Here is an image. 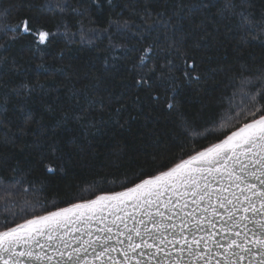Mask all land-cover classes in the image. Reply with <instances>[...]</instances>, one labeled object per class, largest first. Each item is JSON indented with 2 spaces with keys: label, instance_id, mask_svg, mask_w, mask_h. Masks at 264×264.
Returning a JSON list of instances; mask_svg holds the SVG:
<instances>
[{
  "label": "snow or ice",
  "instance_id": "obj_1",
  "mask_svg": "<svg viewBox=\"0 0 264 264\" xmlns=\"http://www.w3.org/2000/svg\"><path fill=\"white\" fill-rule=\"evenodd\" d=\"M90 2L101 7V0ZM106 2L115 7L113 0ZM160 4L155 17L145 4L139 25L135 20L110 19L102 31L139 28L141 41L144 33H158L137 49L138 64L133 68L147 71L137 73L134 85L137 91L147 90L157 111L178 122L170 146L145 162L134 160L112 179L100 174L60 202L41 199L37 181L20 176L19 161L14 166L5 161L3 170L13 175L0 180V264H264V60L259 67L241 66L229 76L218 109L200 123L186 117L179 99L184 84L201 82L202 54L214 44L219 26L235 29L241 44L264 46V15L255 18L253 0L197 4L177 0L174 5L160 0ZM49 10L78 16L87 12L69 0L49 5ZM198 16L202 18L197 20ZM78 25L77 32L64 35L93 45L101 30L83 21ZM22 35H31L39 51L57 32L39 18H23L15 24L0 21V40L7 41L0 43V49L7 51ZM109 40L112 52L124 47L112 44L111 35ZM154 58L163 62L157 65ZM10 63L12 72L20 71L15 59ZM8 64L9 57L0 53V65ZM157 68L154 79L151 73ZM34 87L23 83L9 89L0 73V90L6 93L0 100V129L11 123L7 115L11 97L29 96ZM87 87L71 91V99H77L80 91L87 96ZM194 91L199 93V87ZM119 102L128 108L123 99ZM111 103V97L105 103L104 97L94 96L78 114L71 106L62 111L60 120L75 118L95 126L89 120L95 119V105L104 110ZM129 104L142 110L139 95H132ZM18 112L24 117L19 135H27L31 112L25 107H18ZM4 142L11 143L7 137ZM61 159L53 155L40 163L51 174L63 171L55 163Z\"/></svg>",
  "mask_w": 264,
  "mask_h": 264
},
{
  "label": "trees",
  "instance_id": "obj_2",
  "mask_svg": "<svg viewBox=\"0 0 264 264\" xmlns=\"http://www.w3.org/2000/svg\"><path fill=\"white\" fill-rule=\"evenodd\" d=\"M57 2L62 0H0V21L3 23L15 24L23 18H39L50 31L57 32L49 45L41 46L39 51L35 50L31 35L20 36L7 51L0 49V53L9 57L8 67L0 65V73H4L9 89L18 88L23 83L35 86L31 95L12 96L8 105L7 115L11 123L7 128L0 129V180L13 175L3 170L4 162L8 161L14 166L19 161L22 169L20 176L27 181H37L36 187L42 189L37 195L48 202L67 199V194L75 192L77 186L86 185L100 174L112 179L127 170L134 160H149L152 154L170 146V137L175 135L178 123L174 122V117L156 110L146 89L137 91L134 85L137 73L147 71L133 68L134 64H138L140 53L137 49L150 43L158 33H144L146 38L141 41L139 28L117 32L113 27L107 34L102 31L108 27L110 19L135 20L139 25V16L143 14L145 4L152 8L155 17V12L161 10L160 0H113L115 7L106 0H101V7L91 4L90 0H69L73 6L87 9L84 16L70 11L64 14L50 11L49 5ZM168 2L174 5L177 0ZM180 2L197 4L199 0ZM251 10L255 18L264 15V0H253ZM210 11L214 14L216 9ZM200 18L196 17L197 20ZM89 19L93 23L89 24ZM78 21L101 30L93 45L82 44L78 37L64 35L66 31L77 32ZM219 28V34L214 33V44L202 54L205 62L200 66L201 82L191 87L184 84L179 97L186 117L195 123L212 116L218 109L229 76L236 75L241 66L259 67L264 60V46L259 42L241 44L235 29ZM109 35L112 44H122L124 47L110 51ZM160 39L163 41L164 37L161 35ZM0 43L7 41L0 40ZM106 58L107 65L104 63ZM11 59H15L19 72L10 70ZM154 62L159 65L163 61L154 58ZM158 72L159 68L151 73L154 79ZM156 83L159 84V81ZM85 85L88 86V95L80 91L77 99H71V91L83 90ZM197 87L199 93L194 91ZM5 94L0 90V100ZM134 94L140 96V111L129 104ZM94 96L104 97L105 103L109 97L112 100L111 106L104 110L100 109L99 104L95 105L94 121L89 117L95 126L84 121L77 122L75 118L67 122L60 120L62 111L71 106L73 112L78 114L81 108L88 107L89 99ZM121 99L128 105L127 109L121 107ZM14 105L31 112L27 135H19L24 117ZM117 108L121 109L120 112H116ZM57 121L60 123L57 124ZM5 137L11 143H5ZM159 141H164V144ZM53 155L62 156L55 163L61 165L63 171L58 169L49 174L40 161L42 158L48 160Z\"/></svg>",
  "mask_w": 264,
  "mask_h": 264
}]
</instances>
